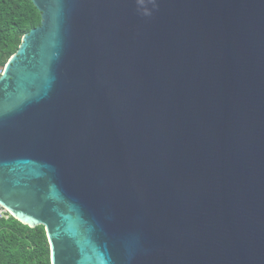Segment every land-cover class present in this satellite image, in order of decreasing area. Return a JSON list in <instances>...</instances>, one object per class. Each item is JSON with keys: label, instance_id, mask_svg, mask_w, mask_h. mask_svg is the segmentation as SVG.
Wrapping results in <instances>:
<instances>
[{"label": "water", "instance_id": "1", "mask_svg": "<svg viewBox=\"0 0 264 264\" xmlns=\"http://www.w3.org/2000/svg\"><path fill=\"white\" fill-rule=\"evenodd\" d=\"M0 75V203L52 264H264V0H31Z\"/></svg>", "mask_w": 264, "mask_h": 264}, {"label": "trees", "instance_id": "2", "mask_svg": "<svg viewBox=\"0 0 264 264\" xmlns=\"http://www.w3.org/2000/svg\"><path fill=\"white\" fill-rule=\"evenodd\" d=\"M40 23L41 12L31 0H0V75L23 36ZM0 264H52L45 227L13 216L1 220Z\"/></svg>", "mask_w": 264, "mask_h": 264}, {"label": "built area", "instance_id": "3", "mask_svg": "<svg viewBox=\"0 0 264 264\" xmlns=\"http://www.w3.org/2000/svg\"><path fill=\"white\" fill-rule=\"evenodd\" d=\"M10 216H12V213L8 210L6 206L0 203V221L8 219Z\"/></svg>", "mask_w": 264, "mask_h": 264}]
</instances>
